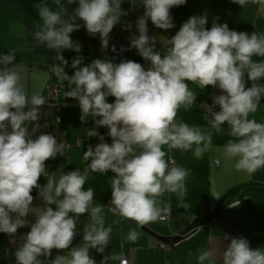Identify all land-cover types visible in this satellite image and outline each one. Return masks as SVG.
I'll use <instances>...</instances> for the list:
<instances>
[{"label": "clouds", "instance_id": "clouds-1", "mask_svg": "<svg viewBox=\"0 0 264 264\" xmlns=\"http://www.w3.org/2000/svg\"><path fill=\"white\" fill-rule=\"evenodd\" d=\"M186 2L139 0L144 8L136 21L139 34L130 36L129 42L149 62L147 68L133 60L115 63L107 58L85 65L84 57L77 55L70 65L72 75L65 71L68 60L62 51L81 52L70 35L81 27L77 20L84 22L91 36L99 34L104 51L112 29L128 12L121 8L122 0H76L75 11L63 15L47 0L38 5L41 25L32 37L38 45L55 50L52 72L61 87L66 82V99L78 101L81 123L93 121L94 127L86 128V136L99 139L84 151L87 163L82 170L65 171L61 166L54 173L47 171L45 162L63 156L66 145L50 133L33 138L40 128L34 122L40 119L46 98L29 96L25 91L15 70L14 52L0 55V233L14 237L18 229L30 225L14 252L15 264H96L90 250L104 254L113 228L105 226L102 206L93 205L94 189H85L90 173L114 174L110 178L111 210L139 227L171 213V206L159 199L165 193L176 194L178 207H188L186 180L191 173L177 166L168 152L191 151L200 158L212 147L210 131L177 122L181 109L188 111L197 105L189 82L200 89L211 86L221 92L212 98L219 111L205 104L199 106L206 109L205 119L211 129L220 133L227 124L229 135L235 138L224 146V158L233 161L237 171L249 175L264 168V123L249 118L264 98V60H253L254 56L264 58V33L231 30L227 23L217 22L219 17L209 29L205 12L190 16L175 35L166 38L169 46L158 51L156 37L148 35V21L156 28L172 29L175 24L170 10ZM232 2L244 7L249 0ZM252 2L264 7V0ZM109 97H114V102H108ZM99 127L108 129L111 144L97 131ZM42 176L47 181L44 185L39 183ZM33 189L38 190L43 202L35 212ZM211 195L220 198L214 192ZM29 214L35 215V222L26 219ZM85 214L88 220L82 243L71 247L79 218ZM139 235L129 230L126 239L135 243ZM53 249L70 250L42 261V256H52ZM212 256L210 250L201 251L198 264H212ZM118 259L119 255H103L100 264ZM222 264H264V249H253L247 238H231Z\"/></svg>", "mask_w": 264, "mask_h": 264}, {"label": "crops", "instance_id": "crops-1", "mask_svg": "<svg viewBox=\"0 0 264 264\" xmlns=\"http://www.w3.org/2000/svg\"><path fill=\"white\" fill-rule=\"evenodd\" d=\"M44 0H0V55L15 53V70L21 77V83L29 96L33 94L43 95L47 105L40 109L39 130L32 134L33 138L41 133H50L56 136L58 142L62 140L66 145L63 156L46 161L47 171L56 172L61 166L65 171L81 170L86 166L83 159L87 145L95 146L99 143L98 137L89 139L86 136V128L94 127L93 121L88 120L82 124L77 100L66 99L64 92L69 90L61 87L59 81L52 72V64L56 63L55 50L38 45L32 33L41 25L37 8ZM54 11H65L69 14L77 7L76 0H47ZM121 8L128 15L121 17V22L112 29L109 34V44L129 42V37L138 35L136 25L131 32H121L120 25H128L135 18L143 15L144 8L139 0H122ZM175 27L169 30L156 28L148 21V35L156 37V49L163 52L170 39L179 30L182 23L190 16L207 13V28H211L215 17H219L218 23H227L231 30L243 31L251 34L264 33V7L252 0L241 7L232 0H187L182 6L173 7L171 10ZM80 29L71 33L74 42L79 43L81 52L63 50L62 55L68 60L65 71L72 75L71 68L73 58L77 55L84 57L87 65L96 58L112 59L119 63L121 60H133L141 63L145 68L149 62L145 61L135 49L120 57L109 52L108 48L101 50L99 34L91 36L83 26L82 20H77ZM254 61L264 60L262 57H253ZM264 83V81H261ZM247 86H251L249 81ZM189 87L197 95V105L188 111L181 109L177 115V122H185L192 127L207 129L212 134L211 150L205 152L200 158L191 151L182 152L172 150L168 155L175 159L177 166L190 171L186 180L187 208L177 206L176 194L165 193L159 199L163 204L171 206V213L167 221H157L139 227L135 222L127 220L111 210V183L114 175L110 171L106 174L90 173L85 189L92 187L95 192L93 205H101L105 217V226H111L113 233L110 237V245L104 254L90 250V254L100 264L103 255L115 254L120 259L110 260L108 264H119L124 258L129 264H198L197 257L201 251L213 252L212 264H222L223 253L230 243L224 241L225 235L247 238L253 249H264V168L258 169L254 174L237 171L233 161H228L223 156V149L228 140L235 139L228 132V126H223L224 131L217 133L211 129L205 119L206 109L199 106L210 104L215 94H221L218 88L208 86L200 89L189 82ZM57 91L56 93L54 91ZM108 102H114V97H109ZM214 109L213 111H219ZM59 117L60 121L56 119ZM250 119L264 123V98H262L257 111L251 113ZM32 124H29V132H32ZM10 130V129H9ZM97 131L105 136V141L111 144V137L107 136V128L99 127ZM167 152V146L164 147ZM46 178L41 177L39 183L46 184ZM217 194L216 199L211 194ZM33 212L42 207L43 202L38 198V190L33 189ZM221 210L217 216L210 219L209 216L218 205ZM163 206V205H162ZM53 208L55 206L53 205ZM35 222V215L29 214L26 218ZM87 214L81 216L77 223V232L71 247L82 243L84 225L87 223ZM129 230L139 232V239L135 243L127 241ZM30 231V225L18 229L14 237L0 233V264H15L14 252L21 242L20 238ZM262 232V234H259ZM214 235V239H209ZM70 249L61 250L58 255H66ZM191 253V255H190ZM52 251V256L56 255ZM41 260L44 261L43 256ZM205 264H209L208 261Z\"/></svg>", "mask_w": 264, "mask_h": 264}, {"label": "built area", "instance_id": "built-area-1", "mask_svg": "<svg viewBox=\"0 0 264 264\" xmlns=\"http://www.w3.org/2000/svg\"><path fill=\"white\" fill-rule=\"evenodd\" d=\"M136 21H137V18L133 19V20L131 21V23H129L128 25H120V26H119V30H120L121 32H131L132 28L136 25ZM129 25H130V27H129ZM108 50H109V52H110L111 54L122 57V56H124V55L130 53L131 50H132V48L130 47V42H128V43H126V44H121V43H114V42H112V43H110V44L108 45ZM54 92L56 93L57 91L55 90ZM215 95H220V94L217 93V94H215ZM204 104H205V103H204ZM205 105L211 107L213 110L219 108V105H215V104L213 103V99H212V101H211L210 104H205ZM203 108H204V107H203ZM88 146H90V145H87V148H88ZM167 218H168V214H162V218H161V219H158V222H160V223H165V222L167 221ZM259 234H262V232H259ZM225 236H227V239H224ZM225 236L223 237V240H224V241H227V240L231 239V236H229V235H225ZM52 251H55L57 254L54 255V256H51V257H43L44 261H47V260H49V259H54L55 256H57L58 253H59L61 250L53 249ZM119 264H129V263H128V261H127L126 259L123 258V259L119 262Z\"/></svg>", "mask_w": 264, "mask_h": 264}, {"label": "trees", "instance_id": "trees-1", "mask_svg": "<svg viewBox=\"0 0 264 264\" xmlns=\"http://www.w3.org/2000/svg\"><path fill=\"white\" fill-rule=\"evenodd\" d=\"M221 210V205L219 204L217 206V208L215 209V211H213V213L209 216L210 219H213L214 217L217 216L218 212Z\"/></svg>", "mask_w": 264, "mask_h": 264}]
</instances>
